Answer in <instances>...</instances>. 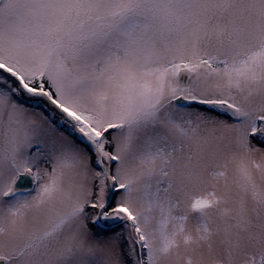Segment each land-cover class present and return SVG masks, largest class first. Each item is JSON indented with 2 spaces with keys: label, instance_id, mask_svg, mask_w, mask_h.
Returning <instances> with one entry per match:
<instances>
[{
  "label": "snow or ice",
  "instance_id": "6c2138e0",
  "mask_svg": "<svg viewBox=\"0 0 264 264\" xmlns=\"http://www.w3.org/2000/svg\"><path fill=\"white\" fill-rule=\"evenodd\" d=\"M0 264H264V0H0Z\"/></svg>",
  "mask_w": 264,
  "mask_h": 264
}]
</instances>
